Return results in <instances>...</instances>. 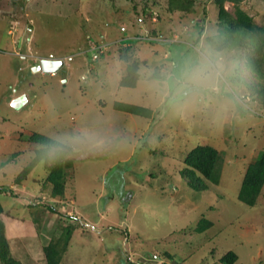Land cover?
Returning a JSON list of instances; mask_svg holds the SVG:
<instances>
[{
  "label": "rangeland",
  "instance_id": "1",
  "mask_svg": "<svg viewBox=\"0 0 264 264\" xmlns=\"http://www.w3.org/2000/svg\"><path fill=\"white\" fill-rule=\"evenodd\" d=\"M236 6L264 27V0L224 3L232 16ZM217 13L213 0L187 11L168 0H0L1 218L19 264H46L42 247L60 236L63 217L75 228L59 264H222L228 250L233 264H264V185L254 206L237 198L264 150V99L254 90L264 87V60L263 75L247 67V56L260 57L255 42L228 45ZM41 58L64 64L35 71ZM205 60L223 66L227 85L178 94L181 70ZM132 61L136 84L121 86ZM19 94L27 101L15 107ZM33 132L71 148L55 197L45 162L34 161L45 145L27 140ZM198 144L221 156L219 181L205 190L181 172Z\"/></svg>",
  "mask_w": 264,
  "mask_h": 264
},
{
  "label": "trees",
  "instance_id": "2",
  "mask_svg": "<svg viewBox=\"0 0 264 264\" xmlns=\"http://www.w3.org/2000/svg\"><path fill=\"white\" fill-rule=\"evenodd\" d=\"M225 1L228 0H213L218 8L217 16L222 25L221 37L223 41H226V43L229 42L228 45L231 46L235 44V41H239V43L242 44L241 40L243 38L252 39L257 46L256 49L260 53V57L253 58L247 56L246 66H250L258 75H263L259 68V60H264V27L256 24L251 16L238 6L235 7L234 16H232L224 8ZM191 4L192 0H168V8L170 10L176 9L187 11L190 10ZM126 57L127 56L124 55L123 59H126ZM137 69L138 62L132 61L128 63L126 66V74L121 77L119 84L121 86L134 87L136 80L138 79ZM254 90L261 94V97L264 99V87H258ZM113 107L143 116H147L151 112V109L147 107L121 101H115ZM27 140L45 145L44 148L38 149L34 161L37 162L43 159L45 162L44 167L49 171L46 176V181L51 184V192H49L51 196L55 197L56 195L62 194L66 184V169L72 166V160L66 159L64 156L71 150V148L50 136L38 132L31 133L27 137ZM50 148L55 149L54 153L51 155L48 154ZM51 157L53 159L49 162ZM220 157V153L215 147L208 144H198L189 150L184 156L183 162L185 166L181 171L182 175L191 187L205 190L208 188V181L215 184L219 181L218 166L219 160L221 159ZM28 171L29 166H25L20 175L16 178L18 183L20 178L26 175ZM263 185L264 150L259 152L256 159L247 165L237 198L248 206H254L261 193ZM1 191H5V189H1ZM45 207L47 210L53 213L55 212L54 207L51 204H48ZM3 210L4 207L0 202V261L2 264H19V261L14 259L10 253L5 236L4 222L1 218ZM65 219L66 217H63L61 221L62 223H60L63 225L60 236L50 239L47 244L42 247L46 264H59L63 252L66 251L75 226L67 224ZM204 227L205 225H199L198 230L202 231ZM236 259L237 254L233 250H228L220 257V262L222 264H233Z\"/></svg>",
  "mask_w": 264,
  "mask_h": 264
},
{
  "label": "clouds",
  "instance_id": "3",
  "mask_svg": "<svg viewBox=\"0 0 264 264\" xmlns=\"http://www.w3.org/2000/svg\"><path fill=\"white\" fill-rule=\"evenodd\" d=\"M167 80L162 81V87H168ZM175 83L178 94L189 96L201 90L218 91L227 85V78L221 64L205 60L182 69Z\"/></svg>",
  "mask_w": 264,
  "mask_h": 264
},
{
  "label": "water",
  "instance_id": "4",
  "mask_svg": "<svg viewBox=\"0 0 264 264\" xmlns=\"http://www.w3.org/2000/svg\"><path fill=\"white\" fill-rule=\"evenodd\" d=\"M64 64V59L62 58H41L39 60V63L34 66L35 71H41L43 73H56L59 68L62 67ZM26 99L25 96H21L17 99H15L12 104L15 107H18L21 103L22 100Z\"/></svg>",
  "mask_w": 264,
  "mask_h": 264
},
{
  "label": "crops",
  "instance_id": "5",
  "mask_svg": "<svg viewBox=\"0 0 264 264\" xmlns=\"http://www.w3.org/2000/svg\"><path fill=\"white\" fill-rule=\"evenodd\" d=\"M21 96H22V94L11 96V97H10V100L12 99V102H13L15 99H17V98H19V97H21ZM25 98H26V101H27V96H26V95H25ZM21 104H22V103H21ZM21 104H20V105H21ZM20 105H19V106H20Z\"/></svg>",
  "mask_w": 264,
  "mask_h": 264
}]
</instances>
